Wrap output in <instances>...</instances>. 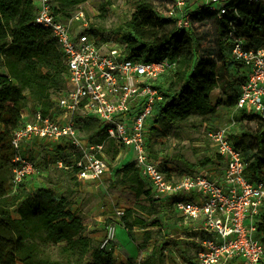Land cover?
Wrapping results in <instances>:
<instances>
[{
  "label": "trees",
  "instance_id": "1",
  "mask_svg": "<svg viewBox=\"0 0 264 264\" xmlns=\"http://www.w3.org/2000/svg\"><path fill=\"white\" fill-rule=\"evenodd\" d=\"M34 1L10 0L9 11L0 14V68L12 80L9 84L0 75V264H165L164 235L160 218L156 216L169 214L171 204H162L154 198L148 181L133 161L118 168L114 177L134 197V205L124 209L121 227L136 242L138 250L151 246L150 254L140 260L128 258L118 263L113 248L101 247V241L88 235L81 214L70 207L66 195L58 197L52 187L29 190L21 183L12 189L16 150L11 138L23 123V110L32 104L44 116L52 113L54 93L68 73L49 29L34 22ZM53 1L57 12L68 16L76 6L89 0ZM162 1L165 0H139L135 11L116 30L118 40L125 44L128 59L167 58L176 63L156 86L162 98L154 106L148 132L151 134L159 128L168 129L190 115L214 116L217 104L212 103L211 92L217 88L220 75L229 73L237 63L230 55L232 41L243 39L251 48L264 46V0H231L226 3L227 12L221 16L209 6L198 5L190 13L192 25L187 29L177 27L174 18L159 13L156 3ZM100 11L105 12V7ZM89 30L101 42L109 40L94 24ZM238 91L239 87L236 90L230 82L223 85L230 116L240 123L256 120L258 126L242 129L241 134L231 137L247 163L245 174L256 177L264 170V123L257 114L235 108ZM75 121L90 143L103 146L109 160L114 161L124 150L95 118ZM59 151L62 153L61 148ZM75 152L78 160L80 154ZM61 159L66 162L65 158ZM182 162L192 172L213 163L214 159L204 157L195 163ZM161 168L171 171L163 161ZM76 170L74 166L71 173L75 175ZM13 210L16 216L12 215ZM262 218L258 231L264 232V215ZM135 228L143 230L140 240Z\"/></svg>",
  "mask_w": 264,
  "mask_h": 264
},
{
  "label": "built area",
  "instance_id": "2",
  "mask_svg": "<svg viewBox=\"0 0 264 264\" xmlns=\"http://www.w3.org/2000/svg\"><path fill=\"white\" fill-rule=\"evenodd\" d=\"M229 1L165 0L157 4V10L164 17L174 18L177 27L187 29L192 25L190 13L196 6H209L221 16L227 12ZM34 3V22L49 29L68 73L54 93L52 113L44 116L36 110L33 119L23 122L12 134L11 144L16 150L12 189L36 173L33 162L22 154L24 145L34 138L66 139L80 158L71 165L57 159L55 166L68 172L75 166L77 179L93 180L105 175L109 167L103 146L90 143L76 126V118L93 117L110 138L132 153V161L148 181L154 198L171 204V211L187 227V236L179 238L193 241L197 247L178 264H263L264 232L258 231V223L264 215V170L256 177L245 174L247 163L228 125L216 122L207 128L206 139L218 156L208 167L177 175L172 170H162V158L150 153L148 132L155 103L162 98L150 82L169 73L175 61L128 59L122 41L101 42L89 30L92 23L83 9L84 3L68 16L57 12L53 0ZM230 50L231 57L245 70L235 108L257 114L264 123V46L251 48L245 40L236 39ZM230 120L232 124L237 122L233 116ZM123 214L124 209L115 212L119 223ZM116 231L117 224L110 221L100 246L113 248ZM185 242L182 253L193 249Z\"/></svg>",
  "mask_w": 264,
  "mask_h": 264
},
{
  "label": "rangeland",
  "instance_id": "3",
  "mask_svg": "<svg viewBox=\"0 0 264 264\" xmlns=\"http://www.w3.org/2000/svg\"><path fill=\"white\" fill-rule=\"evenodd\" d=\"M138 1L139 0H89L83 4V9L90 19V24L92 23L95 27L101 29L103 35L109 39L108 41H115L120 38L116 32L118 25L131 16L135 11ZM102 6L105 7V12L101 13L100 8ZM193 6L195 7L196 5L194 4ZM9 9L10 0H0V14L9 11ZM100 13L102 17L99 16ZM201 30L204 31L206 29L201 28ZM244 74L245 70L241 64L236 63L229 73L220 75L218 78L217 90L211 97L212 103L217 104L214 116L204 117L190 115L187 119L168 129L159 128L157 133H148L151 155L161 157L162 161L168 165V168L177 175L182 174V172L188 173L190 170L187 169L182 161L195 163L204 157H213L215 162L218 159V156L206 139V132L208 130L207 128L210 127L209 125H213L216 122L225 123L229 126L230 135H239L242 129L245 128L249 130L257 128L258 121L256 120H250L248 122L242 121L241 123L237 121L232 124L229 107L223 93V85L226 82L232 83L237 90L244 80ZM0 75L4 76L7 83L10 84L12 82V80L6 76V72L3 68H0ZM162 79L163 77H160L156 81L150 83L157 86L161 84L160 81H162ZM27 106L33 107L32 104H28ZM33 114L34 112L28 117L27 121H31ZM199 142H204V145L199 144ZM59 148H61L62 153H60ZM22 154L26 159L33 162L36 173L28 175L21 186L24 185L27 189L32 190L30 184L33 181H40L43 186L52 187L58 197L66 195L71 204L75 206L79 205V208L84 202H87L89 208L100 206L101 211L99 214H92L93 212H88L90 211L89 209L83 219L85 224L88 223L85 225V232L98 241H101L105 236L106 225L111 221L110 216L115 218L116 210L127 209L134 205L132 192L127 187L116 183L114 177V172L118 168L132 161V153L127 150H123L114 161L106 157L109 167L108 172L103 176L93 180H86L85 182L77 179L73 173L55 166V161L58 158L61 159V157L65 158L68 164L74 163L76 152L74 148H71L68 141L34 138L24 145ZM197 168H195V170ZM12 215L16 216L15 210L12 211ZM98 215L103 216L99 221L95 219ZM104 215L108 217H104ZM156 217L160 218L161 232L164 235L165 264H178L182 260H187L197 246L195 242L192 243L193 241L185 242V239L179 238L181 236V234H179V229L182 228L184 224L175 216L173 211L169 214H158ZM151 218L152 217H149V220ZM142 232L143 230L140 228L134 229V233L138 240H140ZM169 235H173V238H169ZM183 242L189 244L193 249L187 248V251L182 253L181 245ZM113 249L116 260L120 263L125 262L124 259L128 258L140 260L147 257L150 253L151 246L138 250L136 248V242L128 237L127 232L122 227H119L116 231ZM49 251H53V249ZM227 264L244 263L241 261H233Z\"/></svg>",
  "mask_w": 264,
  "mask_h": 264
},
{
  "label": "crops",
  "instance_id": "4",
  "mask_svg": "<svg viewBox=\"0 0 264 264\" xmlns=\"http://www.w3.org/2000/svg\"><path fill=\"white\" fill-rule=\"evenodd\" d=\"M216 90H217V88L214 89V90L211 92V97H212V94H213ZM29 107H31V106H26V107L24 108V110H23V113H22V120H23V122H26L27 119H28V117L32 115V112L35 113L36 110H37V107L34 106V105H33V107H31V108H29ZM33 115H34V114H33ZM32 119H33V117L31 118V120H32ZM81 181H82V182H85L86 180H81ZM30 185L32 186V190H35V189H37V188L43 186L42 183H41L40 181H39V182H37V181H33ZM66 189H67V188H66ZM70 207H71L73 210H77V211L81 214L82 219H84V217H85V215H86V213H87V211H88L89 209H90V211H88V212H93L92 214H99V212L101 211L100 206L89 208V206L87 205V202L82 203V205H81L80 208H79V205H78V206H75L74 204H73V205L71 204ZM102 217H103V216H99V215H98V217H95V219H97V220L99 221V220L102 219ZM104 217H108V216H107V215H104ZM110 219H111V221H114V222L117 224V228L121 227L119 221H118L116 218H113V217L110 216ZM87 224H88V223H87ZM87 224H85V225H87ZM89 224H90V223H89ZM186 228H187L186 226H183L182 228L179 229V234H181L183 237L187 236V233H186L187 230H186ZM184 234H185V235H184ZM182 236H180V237H182ZM149 254H150V253H149ZM114 255H115V252H114ZM126 260H127V259H124L125 262H126ZM120 263H122V262H120Z\"/></svg>",
  "mask_w": 264,
  "mask_h": 264
}]
</instances>
